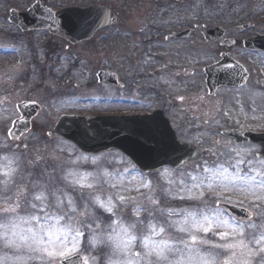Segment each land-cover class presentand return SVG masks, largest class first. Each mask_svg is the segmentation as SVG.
I'll use <instances>...</instances> for the list:
<instances>
[{"label":"rangeland","instance_id":"1","mask_svg":"<svg viewBox=\"0 0 264 264\" xmlns=\"http://www.w3.org/2000/svg\"><path fill=\"white\" fill-rule=\"evenodd\" d=\"M1 1V0H0ZM10 0H3L0 2L2 6H0V52L9 50V48L18 41L16 40H7L6 38L2 37V34H6L3 30L5 28V13L7 10V6L5 2ZM54 2H72L76 1L81 6H88L91 2H97L98 0H53ZM106 5L109 6L117 15L123 14L120 18L124 19V25L122 30H114L111 31L113 36L120 38V40L116 43L110 40V46H100L99 42L96 43V46L99 45L100 47H78L70 50V53L67 52L65 57L63 58L65 61H62V65L73 67L87 68V75H90V70H93L97 67H104L108 69H114L115 72L122 71L124 78L133 77L137 71V67L142 60H144L150 54V46L147 45V39L151 37L153 33V29H155L158 33H162L163 31H179L186 28H193L195 25H198L199 29H214L215 27H223L227 34H243L244 36L252 34V33H264V0H102ZM16 5V4H14ZM17 6V5H16ZM163 8H168L167 14L171 12L170 15L167 17L176 18V13H182L183 16L181 19H178L177 22H172L168 25L162 26L163 24L160 23L158 20L148 22L146 13L150 14V19L157 18L159 16H163L166 12ZM159 19V18H157ZM243 25H250V30L242 31L241 27ZM142 30V32H138ZM164 32V33H165ZM140 33V35H139ZM42 37V36H41ZM38 37L37 46L35 45L36 49L41 48L43 43L44 37ZM142 38V40H140ZM3 39L5 42H2ZM142 41L141 44L138 42ZM146 44V45H145ZM112 45V47H111ZM120 45H125L127 47L126 55L122 56L120 52ZM43 47L45 45H42ZM31 50V49H30ZM56 51V49H54ZM29 53L25 54L28 55ZM57 54V53H56ZM20 57L23 59L25 57L22 56V52H20ZM48 55V53H47ZM206 63L210 61H217L219 60V56L215 53L207 52ZM193 54L190 53L188 60L185 63L189 73L195 72L198 68L196 64L195 58H192ZM37 57L38 54H37ZM110 57V59H109ZM40 58V57H39ZM42 56V60H49V62H54L52 55L48 58H44ZM61 58V56L59 57ZM58 58V59H59ZM48 62V63H49ZM147 64H143L140 71L145 73L149 72V60H146ZM12 60L8 63L6 59L2 60L0 65V91L2 93H9L11 94V90L16 91L14 92V100L13 102H19L24 98V92L29 91L31 89L30 86H27L24 91L20 89V83L22 80V74L16 73L14 70L9 69ZM197 66V67H196ZM81 71L82 69H76L74 75L77 77L78 80H81ZM61 73L59 76H61ZM50 75L52 73H48L47 76L41 79L42 83H45L46 79H50ZM58 76V77H59ZM133 79V78H132ZM51 84L56 85V81H50ZM126 82H129L126 80ZM192 83L191 80L188 81ZM30 85V84H28ZM146 90H148L149 84H145ZM57 89H59L58 85ZM143 93L141 101L143 103L149 101V97L146 95V90L143 87H140ZM11 89V90H10ZM18 90V91H17ZM56 90V89H54ZM92 90V89H91ZM90 90V91H91ZM125 91H130L129 89ZM102 93V91H101ZM196 98L193 100L192 109H187L186 113L180 114L178 110H175L172 115L175 117L174 124L178 128H182V138L186 140L188 143L192 144L193 146L198 144L202 148L207 149L208 151H212L209 154V158L211 159L212 163L215 166L223 165L228 167L230 161H235L237 159L243 158L246 163L244 165L249 164L247 162H252V168L250 174L254 175L255 171L264 170V165H261L256 160H250L248 158L250 151L246 149H239L235 147L233 144H230L224 137H220L217 134V131H213L212 129H216L220 122H223L229 126H240L245 127L246 124L250 127L249 119L248 118H255L253 112H240L235 113L236 116L241 118H236L231 112H226L221 108L218 110V106L216 110H213L215 106V102L210 100L208 102L209 107L203 108L204 100L197 95V91L194 90ZM38 99L41 101L42 105L45 107L46 114L40 117L38 125L42 126L43 123L52 121L48 118V115H59L64 110H70L73 105L80 102L79 99L68 101L63 99L62 101H57L58 98L48 99L45 96L44 91L41 89L38 94ZM155 99V98H154ZM7 105H3L0 107V116L3 114H9L7 110L11 112V102H6ZM151 104V103H150ZM150 104L148 108H150ZM243 103L237 104L235 102H231L232 109H241ZM6 107V111H5ZM211 108V110H210ZM256 115V114H255ZM4 119V118H2ZM1 119V120H2ZM220 121V122H219ZM36 126L35 130H40L41 127ZM199 130L198 132L193 133L194 131ZM216 133V134H214ZM182 139V140H183ZM182 142V141H181ZM28 143L33 144L37 143V147H33L32 145L26 148H18L13 147V154L9 157L10 159L15 158L17 163L16 167H18L19 171L15 177V184L11 188L12 194L18 190L24 191L29 193L28 200L31 199V193L38 191L40 187L47 186L49 191L53 189H59L66 193H68L75 202H77L80 207L81 211L83 208L87 207L88 212L84 215L78 217V219L83 222L87 223V227L80 223L76 225L83 230L84 233V242L80 245V251L76 254H82L85 256L87 264H92L93 258L95 259L96 264V257L92 255L93 253L89 248L91 247L87 240L89 235L96 230H100L102 228L105 231L110 230L109 225L115 226L114 222L118 218H123L126 221L135 220L134 217H131L129 213H117L118 205L120 204L117 200V196H123L122 192L120 191V187L122 184H126L127 188L133 190L135 188H140L141 185H144L146 182H150L151 188L148 187L144 188L147 189L149 192L154 186V182L158 184L155 189L152 191H158L164 197L170 196H179L185 195L187 196V188H192L193 194L199 195L200 192H203V199H196V200H189L190 204L193 205V210H208V200H207V192L203 191V189H207V185L203 184L202 176L204 173L202 171L197 170L193 165H189L186 171H175L172 172V176L170 177L169 171L167 174H164L163 180L167 181L164 185H162L160 181V177L156 176V178H149V177H142L137 179L133 172L125 173L124 176L110 175L108 176L107 180L110 182H115V179H120L118 185L114 184L115 187L112 185H100V179H102L105 175L107 170L111 169V166L105 162H112L114 167H118L117 162H127V160L119 153H110L103 157L97 159H83L82 157L74 155V151L72 148H65L61 147L59 144H50L44 145L40 143V139L37 137L36 133H33L28 138ZM0 144H2L0 142ZM10 143L7 142L6 146L9 147ZM41 146V147H40ZM35 148V149H34ZM0 149H3V145H0ZM219 153H217V152ZM237 153L240 155L238 156ZM220 155V156H219ZM103 161V162H99ZM254 162V163H253ZM4 163V160H0V164ZM120 165V164H119ZM204 167H208V165H203ZM205 169V168H204ZM125 171H129L126 168ZM197 171V172H196ZM218 171V170H216ZM196 172V173H195ZM69 173H75V176H69ZM84 174H90V180L92 178H96L97 184L94 190H83L81 191L79 187H72L69 181L72 179H78ZM202 174V176H201ZM169 175V176H168ZM197 177L196 180H193L192 177ZM208 179H211L213 174L208 172L206 174ZM67 177L68 179H65ZM191 178V180H189ZM216 184L221 183V178L219 176L216 177L215 181ZM121 184V185H120ZM202 185V187H193L194 185ZM100 185V186H99ZM229 189L232 188L229 186ZM230 190L225 189L224 187H218V189L212 193V195L220 194L223 200L228 202L240 205L246 209L252 211L255 215V219L257 220V212L260 209L259 201L242 199L239 197H235L231 195ZM240 192V191H238ZM134 194V193H129ZM99 195L102 200L106 203L107 198L109 196L112 197L113 201L117 204L116 209V216L113 217L109 213L105 212L103 208L98 207L93 200L91 199L92 196ZM2 202V201H0ZM95 204L99 210L104 212L105 219L103 222L97 224V229L91 230L89 225L95 221L97 212H95L91 206ZM264 203V202H262ZM22 204L25 205V211L31 212L32 209L27 207V200H22ZM77 205V204H76ZM128 209V203L125 200L123 204ZM162 205V204H160ZM168 208V207H167ZM217 211H222L220 209H216ZM48 211L55 213L57 210L49 206ZM210 212V211H209ZM264 213V212H263ZM47 213H45L46 215ZM158 222L161 224L166 225V216L161 215L160 211L157 213ZM227 217V216H226ZM228 218V217H227ZM100 221V217H98ZM262 219V217H261ZM49 223L55 224L56 220L54 217L50 216ZM96 222V221H95ZM88 232V233H86ZM177 236L179 233H176L174 230L169 229L167 236ZM95 249L99 252H102V256L105 258L103 264H106V258L109 255V249L107 248H99L95 247ZM4 254V250L0 249V255ZM75 254V255H76ZM11 256V253H9ZM100 257V256H99ZM255 259L260 260V257H256ZM101 262L99 261V264ZM35 264H39V261H36Z\"/></svg>","mask_w":264,"mask_h":264},{"label":"snow or ice","instance_id":"2","mask_svg":"<svg viewBox=\"0 0 264 264\" xmlns=\"http://www.w3.org/2000/svg\"><path fill=\"white\" fill-rule=\"evenodd\" d=\"M3 160L0 164V249L4 254L0 255V264H35L36 261L39 264H73L74 256L84 242L83 230L76 225L81 223L78 217L88 212L87 207L81 211L68 193L59 189L49 191L47 186L31 193L30 200L27 199L29 193L21 190L9 194L19 169L15 166V158L5 156ZM245 163L240 158L228 167L218 165L219 171L211 170L213 176L208 188L230 186L234 191L250 194L256 201L264 202V170L255 171L254 175L245 173L241 167ZM247 163L251 168L252 162ZM260 163L264 165V160ZM75 175L69 173V176ZM217 176L221 178L220 184L214 183ZM69 183L81 191H91L96 188L97 180H90V174H84ZM144 186L150 188V182ZM186 190L187 196L172 198L203 199V192L196 195L192 188ZM91 199L105 212L116 216L117 204L111 196L106 203L99 195ZM22 200H27L31 212L25 211ZM117 200L120 204L125 203L124 196H117ZM148 200L153 205L159 203L151 196ZM49 206L57 211L49 212ZM134 211L138 214L139 206ZM160 213L166 216V225L152 219L145 222L118 218L115 226L109 225L110 230L93 231L87 242L92 247L109 249L106 264H255L256 257H260L259 264H264V213L259 224L227 218L224 211L215 208L211 212L161 208ZM50 216L55 218V224L48 222ZM169 229L180 234L178 239L167 236ZM209 234L218 240L210 239ZM92 264H96L94 258Z\"/></svg>","mask_w":264,"mask_h":264},{"label":"flooded vegetation","instance_id":"3","mask_svg":"<svg viewBox=\"0 0 264 264\" xmlns=\"http://www.w3.org/2000/svg\"><path fill=\"white\" fill-rule=\"evenodd\" d=\"M94 6L107 5L106 2L104 3L102 0L91 2L88 6H81V4L76 1L62 3V1L54 2L53 0H11L9 2L7 16L5 17L6 29L3 28L6 34H2V37L7 40L37 42L36 39L42 36L44 37V44L42 45L45 46L43 47L41 45L40 49H33V55L37 57L38 54L39 57L43 56L44 58H48L52 55V58L54 59L53 65L48 64L34 67L37 70L34 77L40 86L47 85L50 83L48 80H50L56 81V85L61 87L60 91L49 88L46 93L48 98L61 95L71 96L73 89L82 88V85L79 84L74 73L76 69H82L81 78L85 77L83 74L87 73V68L84 66L83 68H78L75 65L73 67H71V65H62L61 63L66 53H70L71 49L78 47L99 48L103 45L106 48L107 46H110L108 44L106 45L104 40L108 42L113 37L109 32L122 30L124 19L119 17L117 25L100 30L96 33L93 40L81 44H72L68 42V39L55 34L54 32H63L62 26L52 27V24L47 18H45L44 25L39 27H32L34 20H36L37 16L43 18L45 11H49V14H52L60 13L72 8H89ZM10 13L13 15V18H9ZM177 15L179 16V19L183 14L177 13ZM17 19L21 24L17 22ZM181 31L182 30L172 32L170 35L160 38L159 40L154 34L150 37L148 45L151 46V54L155 64L154 70L149 74L148 80L152 82L153 91L156 95L155 99L150 102L151 104L149 103L150 108H148L149 104L144 105L146 108H143L141 101L133 91H125L126 81H123L124 73L122 71L115 72L112 68L97 67L90 70L91 85H94L99 89H104V97H102L101 101L96 104H88L87 110H75L71 113H81L80 115L92 118L101 115L133 116L151 115L155 112H161L171 119L173 123L175 117L173 115L171 117L172 112L174 113L175 110H178V112L182 114L186 113L187 109H192L193 100L196 98L194 90H196L197 95H200L204 100V103L202 104L203 108L209 107L208 102L217 98L213 110H216L218 106V110L223 108L225 113L230 109V106L226 101L231 97V92H245V99L248 105L247 110L248 112H253L255 117L250 118L252 126L249 127L246 124V120H244L245 127L229 126L219 121L220 125L212 130L217 131L220 135L235 130L264 133V50H248L244 47L245 41L257 38L264 33H252L246 36L243 34L226 35L223 38L233 40L234 43L224 45L222 42H206L204 35L205 30L199 29L198 25L193 28L192 34L190 35L180 37L178 34ZM100 38H103L104 40H101ZM97 42H99L100 46H96ZM125 48V46L120 45V51H122V49L125 50ZM54 49H56V51H54ZM190 52L198 55L196 60L198 68L192 73H189L187 67L183 65H174L175 59H178L179 56H189ZM207 52L215 53L219 56V60L206 63ZM222 55L225 57L228 56V60H232L233 64L230 68H234L236 66L235 64H238V71L233 76V79L235 83L240 86L234 88L228 86H224V88L218 87L215 93L212 94L213 96H210L206 85L205 68L220 62ZM60 56L61 58H59ZM46 62H49V60H46ZM102 70L114 73L116 75V84L109 82L98 83L95 81L97 74ZM48 73H52L50 79L47 78L45 83H42L41 79L44 78V76H47ZM61 73L63 74L59 76ZM146 80V77L140 75L135 79V82H143ZM189 80H191L192 83L188 84ZM175 86L177 89L176 91H174ZM33 98L34 96L32 92H28L24 99L30 100ZM15 118H17V115L10 114L8 121L12 123ZM254 121L257 122L255 127H253ZM176 129L178 133L182 134V128L176 127ZM5 132L6 130L4 131L3 136H5ZM230 142L233 143V141ZM247 147L256 149L254 153L249 154L248 158L250 160H256L259 163L261 160H264V156H262L264 155V152H261L260 146L252 144ZM237 148L244 147L238 146ZM209 238L218 240V238L211 237V234L209 235Z\"/></svg>","mask_w":264,"mask_h":264},{"label":"water","instance_id":"4","mask_svg":"<svg viewBox=\"0 0 264 264\" xmlns=\"http://www.w3.org/2000/svg\"><path fill=\"white\" fill-rule=\"evenodd\" d=\"M76 15L78 16L76 17ZM72 16H69V22L65 23L69 25L72 22L75 23L72 27L81 25L86 18L93 17L97 20L101 17L100 14L95 12L79 10L73 11ZM66 17L67 15L64 14L63 18L66 19ZM70 18L74 21H71ZM88 33L89 31H78V40H83ZM211 33L219 34L222 32L216 30ZM252 42L254 47L264 49V37ZM103 75L101 74L99 78ZM153 121L155 120L151 117L112 120L101 118L92 122L77 119L66 120L61 121L57 132L63 138L74 142L81 151L89 154L101 153L109 150V148H118L145 170L158 168L166 164H181L188 160L187 158L190 157L189 152L187 149L180 147L181 145L178 143L173 130L168 127H153ZM255 140L264 145V137ZM229 209L239 217H250L244 210L233 207ZM73 264H80V258H74Z\"/></svg>","mask_w":264,"mask_h":264}]
</instances>
